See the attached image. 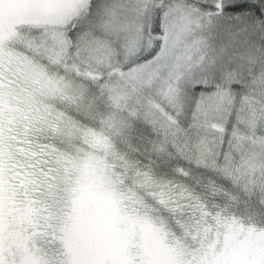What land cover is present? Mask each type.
<instances>
[{"label": "snow or ice", "instance_id": "1", "mask_svg": "<svg viewBox=\"0 0 264 264\" xmlns=\"http://www.w3.org/2000/svg\"><path fill=\"white\" fill-rule=\"evenodd\" d=\"M0 264H264V0H0Z\"/></svg>", "mask_w": 264, "mask_h": 264}]
</instances>
